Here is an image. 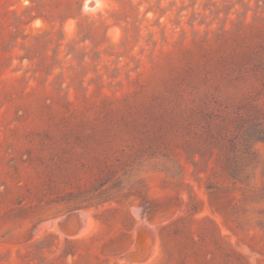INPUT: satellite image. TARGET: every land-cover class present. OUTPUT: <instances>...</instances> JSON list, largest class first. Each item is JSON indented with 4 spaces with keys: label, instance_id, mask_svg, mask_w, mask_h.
<instances>
[{
    "label": "rangeland",
    "instance_id": "obj_1",
    "mask_svg": "<svg viewBox=\"0 0 264 264\" xmlns=\"http://www.w3.org/2000/svg\"><path fill=\"white\" fill-rule=\"evenodd\" d=\"M0 264H264V0H0Z\"/></svg>",
    "mask_w": 264,
    "mask_h": 264
},
{
    "label": "trees",
    "instance_id": "obj_2",
    "mask_svg": "<svg viewBox=\"0 0 264 264\" xmlns=\"http://www.w3.org/2000/svg\"><path fill=\"white\" fill-rule=\"evenodd\" d=\"M181 258H184V259H185V258H186V255L182 254ZM182 260H183V259H182Z\"/></svg>",
    "mask_w": 264,
    "mask_h": 264
},
{
    "label": "bare ground",
    "instance_id": "obj_3",
    "mask_svg": "<svg viewBox=\"0 0 264 264\" xmlns=\"http://www.w3.org/2000/svg\"><path fill=\"white\" fill-rule=\"evenodd\" d=\"M77 223V222H76ZM84 223V222H83Z\"/></svg>",
    "mask_w": 264,
    "mask_h": 264
}]
</instances>
